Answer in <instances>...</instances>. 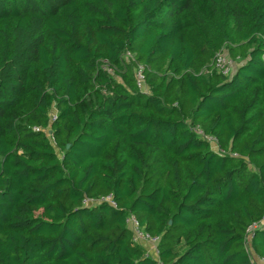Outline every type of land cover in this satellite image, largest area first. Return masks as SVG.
<instances>
[{
  "label": "trees",
  "instance_id": "16d2710c",
  "mask_svg": "<svg viewBox=\"0 0 264 264\" xmlns=\"http://www.w3.org/2000/svg\"><path fill=\"white\" fill-rule=\"evenodd\" d=\"M263 219L264 0H0V264H252Z\"/></svg>",
  "mask_w": 264,
  "mask_h": 264
},
{
  "label": "built area",
  "instance_id": "2783aa9c",
  "mask_svg": "<svg viewBox=\"0 0 264 264\" xmlns=\"http://www.w3.org/2000/svg\"><path fill=\"white\" fill-rule=\"evenodd\" d=\"M129 55V54H127ZM130 56V55H129ZM214 63H215V66H216V69L223 75V76H230V74L232 73V71L236 68V64L229 60L228 59V56L227 54L222 51V52H219L216 57H215V60H214ZM108 70V69H107ZM109 73H111V70H108ZM139 72V75H138V83L140 86H142V84H144V79H143V76H142V72L141 70L138 71ZM144 86V85H143ZM57 115L56 113H52L51 115V121H55ZM197 133L203 137V133L200 132V131H197ZM206 140H208L209 142L212 143V145L214 144V140L212 138H208V137H205ZM101 202H106V203H109L110 205H112L113 207H117L116 203L114 202L113 200V196L110 195L108 197H104L102 198L101 200L97 201V202H88L89 204L90 203H95V204H99ZM264 223V219L263 221L260 223V224H255L253 226H251L249 228V230L247 231V240H246V250L248 252V254L250 255V259H251V262L252 264H257V263H260V264H264V259H260V258H257L255 257L253 254H252V250H251V246H250V241H251V238L253 236V232L261 227V226H264L263 225ZM127 225L128 227L130 228V230L132 231L133 233V236H134V242L137 243V244H140L142 241H145V242H150L152 243L155 248H156V253L158 255V251H157V247H158V244H159V238H153L151 237L150 234H148L144 228L140 225V223L138 222V220L130 215L128 218H127Z\"/></svg>",
  "mask_w": 264,
  "mask_h": 264
},
{
  "label": "crops",
  "instance_id": "0c3cea01",
  "mask_svg": "<svg viewBox=\"0 0 264 264\" xmlns=\"http://www.w3.org/2000/svg\"><path fill=\"white\" fill-rule=\"evenodd\" d=\"M139 245H141L145 249L148 256H150L155 261H158V255L156 253V248L152 243L142 241Z\"/></svg>",
  "mask_w": 264,
  "mask_h": 264
},
{
  "label": "rangeland",
  "instance_id": "374dc122",
  "mask_svg": "<svg viewBox=\"0 0 264 264\" xmlns=\"http://www.w3.org/2000/svg\"><path fill=\"white\" fill-rule=\"evenodd\" d=\"M130 58H131V57H130L129 55H127V54L124 56V59L127 60V61H128ZM112 74H113V73H112ZM138 75H139V72L136 71V76H137V78H138ZM117 79H118V78H117ZM143 85H144V84H142V86H141L142 89L147 90L148 88H147L145 85H144V86H143ZM53 113H54V112H53ZM213 145H214V144H213ZM263 225H264V223H263ZM257 264H260V263H257Z\"/></svg>",
  "mask_w": 264,
  "mask_h": 264
}]
</instances>
